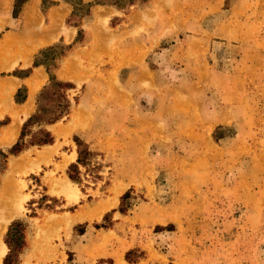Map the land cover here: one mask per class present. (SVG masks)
Wrapping results in <instances>:
<instances>
[{
  "label": "rangeland",
  "instance_id": "374dc122",
  "mask_svg": "<svg viewBox=\"0 0 264 264\" xmlns=\"http://www.w3.org/2000/svg\"><path fill=\"white\" fill-rule=\"evenodd\" d=\"M7 35L73 87L51 144L0 153L1 258L264 264V0H0Z\"/></svg>",
  "mask_w": 264,
  "mask_h": 264
},
{
  "label": "trees",
  "instance_id": "16d2710c",
  "mask_svg": "<svg viewBox=\"0 0 264 264\" xmlns=\"http://www.w3.org/2000/svg\"><path fill=\"white\" fill-rule=\"evenodd\" d=\"M54 3V2H53ZM98 3L95 1L94 3H89V6ZM131 3V2H130ZM15 7L13 8L12 14L15 16ZM80 29H78L79 33ZM76 41L78 39L76 38ZM56 45H48L45 47L40 48L33 60V65H43L45 67L46 72L48 73V82L39 90L36 94V108L33 113H31L22 123L20 128V133L17 140L9 147L6 151L0 150V153L3 157H7L8 154L16 155L28 146L33 145H45L51 144L54 141V136L51 130L47 127L50 124L55 123L56 121L62 119L66 115H68L71 102L68 97V89L73 87V84L69 81H64L57 78L55 69L59 66L58 61L60 56H62L65 52V49L60 51L57 55L50 57L49 62H52L51 66L53 69L49 67V63L44 59H39L40 55H45L51 53V50L54 49ZM71 45H68L67 48L70 49ZM10 74H17L16 71L10 72ZM1 75H6L3 73ZM54 95V97H52ZM25 98V87H20L14 94V100L16 102H20ZM6 120L0 121V125L5 123ZM36 124L38 125V129L33 134L31 139L25 140L26 134H28V128ZM75 142L77 147V162L84 163L88 159V156L91 154L90 150L88 149H79L80 142L78 138H75ZM77 169L76 164H70L67 169L68 177L71 180L76 181V176L72 174V170ZM121 210V209H120ZM22 222L16 220L10 223L5 242L9 247L10 251L13 249L14 246L20 247L23 244V233L20 230V226ZM96 226H102L97 225ZM83 231V230H82ZM11 254L10 252L3 258V264H12L11 263Z\"/></svg>",
  "mask_w": 264,
  "mask_h": 264
},
{
  "label": "crops",
  "instance_id": "0c3cea01",
  "mask_svg": "<svg viewBox=\"0 0 264 264\" xmlns=\"http://www.w3.org/2000/svg\"><path fill=\"white\" fill-rule=\"evenodd\" d=\"M28 6L29 4L23 10L25 11ZM23 10L21 11L23 12ZM4 37L0 38V88L3 87V89L9 91L11 97L3 100L4 104L0 107V121L6 120L5 123L0 125L1 150H7L17 140L21 124L35 109L37 91L48 81V73L45 68L42 65H33L34 56L38 49L34 51L30 42L24 41L23 44L22 40L14 35ZM60 66L61 63L54 70L55 73L58 72ZM12 71H16L17 74L1 75ZM22 86L25 87V98L20 102H16L14 94ZM0 97H2L1 94ZM53 124L49 125L50 130ZM3 192L1 190L0 196ZM1 260L3 263V258Z\"/></svg>",
  "mask_w": 264,
  "mask_h": 264
},
{
  "label": "bare ground",
  "instance_id": "6f19581e",
  "mask_svg": "<svg viewBox=\"0 0 264 264\" xmlns=\"http://www.w3.org/2000/svg\"><path fill=\"white\" fill-rule=\"evenodd\" d=\"M5 193H6V191H5ZM5 193L3 192V193L1 194V196H0V205H3L4 203H5V205H6V202H5V201H7L8 199H7V197H6V198L4 197V195H6ZM13 199H14V198H13ZM13 199L10 198L9 205H12ZM11 201H12V202H11ZM10 210H11V209H10ZM10 212H11V214H13L14 211L12 212V210H11ZM10 212H9L7 215L2 216V217L0 218V232H1V229L3 228L4 223H5L6 220H7V218L10 216ZM4 248H5V246L0 244V254L4 251ZM0 258H1V257H0ZM0 262H1V260H0Z\"/></svg>",
  "mask_w": 264,
  "mask_h": 264
}]
</instances>
